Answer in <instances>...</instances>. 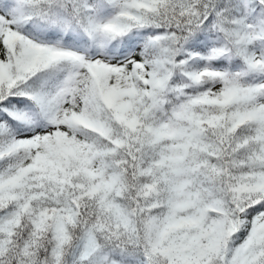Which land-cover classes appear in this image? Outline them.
Returning <instances> with one entry per match:
<instances>
[{"label": "snow or ice", "instance_id": "snow-or-ice-1", "mask_svg": "<svg viewBox=\"0 0 264 264\" xmlns=\"http://www.w3.org/2000/svg\"><path fill=\"white\" fill-rule=\"evenodd\" d=\"M0 264H264V0H0Z\"/></svg>", "mask_w": 264, "mask_h": 264}]
</instances>
